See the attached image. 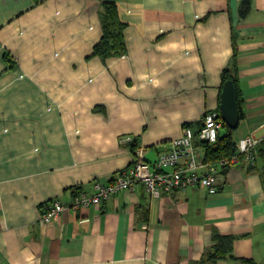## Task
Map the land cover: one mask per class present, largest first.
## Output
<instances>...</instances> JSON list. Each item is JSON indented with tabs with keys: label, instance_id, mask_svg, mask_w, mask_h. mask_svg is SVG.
I'll return each mask as SVG.
<instances>
[{
	"label": "crops",
	"instance_id": "crops-1",
	"mask_svg": "<svg viewBox=\"0 0 264 264\" xmlns=\"http://www.w3.org/2000/svg\"><path fill=\"white\" fill-rule=\"evenodd\" d=\"M102 1L127 24L124 56L92 55ZM241 2L0 0V264H211L215 231L248 260L215 264H264V0L242 15ZM227 66L233 140H258L255 164L229 165L214 194L200 184L151 198L137 183L38 222L42 204L117 177L135 148L154 161L183 125L197 132Z\"/></svg>",
	"mask_w": 264,
	"mask_h": 264
},
{
	"label": "built area",
	"instance_id": "built-area-1",
	"mask_svg": "<svg viewBox=\"0 0 264 264\" xmlns=\"http://www.w3.org/2000/svg\"><path fill=\"white\" fill-rule=\"evenodd\" d=\"M223 123L218 110L205 112L197 132L183 125L181 136L173 139L166 149L157 154L154 161L147 160L144 147L135 148L131 163L117 177L95 182L92 194L79 192L70 203L54 201L42 204L39 207L38 222L43 225L52 223L66 209L80 210L99 204L117 192L133 189L137 183H143L151 198L158 197L162 192L195 188L200 184L210 194L216 193L223 169L239 158L247 164H255L259 157L258 140L247 135L234 141L235 154L231 159L208 160L200 143H214ZM125 139L127 142L133 141L132 137Z\"/></svg>",
	"mask_w": 264,
	"mask_h": 264
},
{
	"label": "trees",
	"instance_id": "trees-1",
	"mask_svg": "<svg viewBox=\"0 0 264 264\" xmlns=\"http://www.w3.org/2000/svg\"><path fill=\"white\" fill-rule=\"evenodd\" d=\"M98 17L101 25L102 36L93 47V56L102 60L112 57H121L127 53V43L125 30L127 24L123 22L118 14V8L113 1H102L98 9ZM236 55V48L233 51V58ZM222 85L227 80L236 82L235 67L227 66L221 72ZM237 103L239 104L238 93ZM219 111V109H218ZM190 126L189 124H185ZM236 129L229 128L223 123V128L219 132L217 140L214 143L201 142L210 161L218 159H231L235 154V143L233 133ZM228 167V166H227ZM264 179V178H263ZM214 244L206 253L205 259L211 264H215L222 259H235L247 263L246 259H239L233 254L232 244L235 236H224L216 231L213 233Z\"/></svg>",
	"mask_w": 264,
	"mask_h": 264
},
{
	"label": "water",
	"instance_id": "water-1",
	"mask_svg": "<svg viewBox=\"0 0 264 264\" xmlns=\"http://www.w3.org/2000/svg\"><path fill=\"white\" fill-rule=\"evenodd\" d=\"M248 0H242L239 13L242 15L247 9ZM219 112L223 122L231 129H236L240 121V110L237 103V91L233 80L224 82L220 93ZM227 168L222 170V173L227 172Z\"/></svg>",
	"mask_w": 264,
	"mask_h": 264
}]
</instances>
